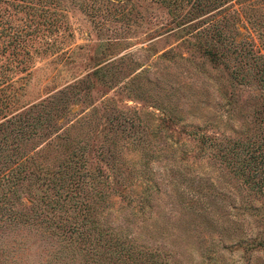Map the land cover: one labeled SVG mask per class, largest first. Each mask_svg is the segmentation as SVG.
Instances as JSON below:
<instances>
[{"label":"rangeland","instance_id":"obj_1","mask_svg":"<svg viewBox=\"0 0 264 264\" xmlns=\"http://www.w3.org/2000/svg\"><path fill=\"white\" fill-rule=\"evenodd\" d=\"M0 23L5 57L33 67L22 110L52 116L26 154L53 172L75 153L108 233L171 264H264L263 198L191 134L264 135V0H0ZM33 169L9 208L39 223L63 212ZM3 225L0 264H78L36 228Z\"/></svg>","mask_w":264,"mask_h":264},{"label":"trees","instance_id":"obj_2","mask_svg":"<svg viewBox=\"0 0 264 264\" xmlns=\"http://www.w3.org/2000/svg\"><path fill=\"white\" fill-rule=\"evenodd\" d=\"M0 35H6L1 23ZM17 50L11 51V57L10 53L9 57H5L8 49L0 46V222L4 224L3 227L30 225L40 235L55 238L60 245L54 251L58 262L66 260L72 263L78 261V264H171L161 252L144 250L134 240L108 233L97 220L95 207L84 196L86 173L75 153H69L53 172L41 168L35 163V159L26 154V143L39 136L40 130L44 132L51 123L52 116L50 113H45V116H32L31 111L22 110L24 106L20 103V97L24 90V80L31 74L33 67H28L26 61L18 59ZM18 72L26 77L13 79V75ZM234 79L239 84L244 83L243 78ZM260 83L264 89V78ZM260 116L259 120H264V112ZM191 134L200 149L211 150L237 180L264 200V135L258 139H219ZM10 144L13 149H9ZM28 164L36 172L30 176L31 180L43 183L47 179L55 191L54 204H50L51 212L62 211L63 214H49L38 223L36 221L39 219L31 220L23 212L10 210L9 196L16 194V188L26 180ZM95 183L102 184L99 178ZM3 187L5 189L2 190ZM101 190L99 199L104 198L103 189ZM69 211L72 216L68 217L66 214Z\"/></svg>","mask_w":264,"mask_h":264}]
</instances>
